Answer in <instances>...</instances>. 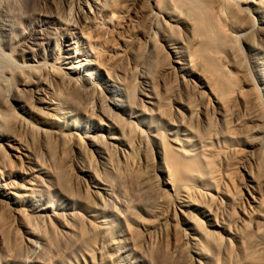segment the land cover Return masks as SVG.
Wrapping results in <instances>:
<instances>
[{
  "label": "bare ground",
  "instance_id": "1",
  "mask_svg": "<svg viewBox=\"0 0 264 264\" xmlns=\"http://www.w3.org/2000/svg\"><path fill=\"white\" fill-rule=\"evenodd\" d=\"M53 1L55 0H21L26 10L30 11L28 13L20 10L18 3L16 4L17 1L10 4L9 0H0V150L4 149L5 155L9 158L12 157L11 160L0 157V201L5 204L13 202L21 209L30 203L37 194L38 184L44 185V177H47L48 180L55 177V180L67 189V181L62 177L60 171L51 173L43 166L31 165L32 163L29 160L31 149L27 144V140L20 138L21 134L26 133L32 141L35 140V137L43 140H47L48 137L72 138V136L79 133L77 131L80 130L81 119L91 118L93 117L92 114L95 113L92 112L93 108L91 109V106L87 103L90 97L96 99L97 109L100 113L106 110L111 113L112 109L117 107L113 101V103L108 102L109 98L106 95V98L104 97V94L108 92L104 85L111 79H116L118 77L116 75L121 73L118 61L124 58L126 54L133 53V50L130 51L129 47L128 50L127 48L125 50L121 48L117 44V40L123 31L128 30L129 27L135 24H133L132 15L139 12L138 9L142 4L143 8L145 4L149 6L156 17H165L167 23L170 21L171 25H178L182 28L181 41L171 43L167 37L166 39L165 36L161 38L163 42L158 45L163 46L166 55H168L167 59L172 62L171 66L163 64L162 54L158 53L157 57L161 56L159 58L161 60H158L159 68L165 65L166 68L163 67L162 70L166 75L172 70H176L181 76L185 75L186 79V76L194 79L201 88L207 89L210 93L215 92V90L216 92L228 91L232 88L234 89V99L242 97L245 89L235 85L236 74L238 76H244L245 74L244 65L238 56V41L241 38L245 47L253 51V37L257 36L260 40H264V0H131L130 3H127L126 0H82L81 8L79 3V9L76 10L75 8L77 15L76 21L74 20L73 23L66 22L57 13L45 10L47 7L51 8ZM72 1L74 5L75 2ZM72 3L70 2V4ZM181 9H185L184 13L186 12V15L183 14V10L181 13ZM139 15L138 19L140 18ZM129 42L131 41L129 40ZM158 45H153V47ZM13 54H18L19 60H16ZM79 54L85 56L82 61L77 60ZM133 56H136V60H138L139 55ZM229 59H233L230 63L233 72H228L230 69L226 70L225 66L221 65L223 61L224 63L225 61L230 62ZM225 65L227 66V63ZM254 67L257 74L260 73L264 79V73H262L264 72V62L256 60ZM126 73L124 72L125 80L127 79ZM48 76L63 86L66 90L63 96L52 92L50 85H46L42 81ZM149 76L148 74V78ZM122 81L121 84L124 83ZM132 81L130 78L127 79L123 84L122 92L127 99L123 100L130 103L131 107L134 108L132 104L135 106V101L129 99L134 95ZM102 82H104V85ZM140 91L142 90L140 89ZM21 92H27V94L30 92L32 96L28 99L31 100L25 101L24 99L23 101L22 99L25 96L22 93L24 97L21 99ZM139 94L142 95L143 93L140 92ZM104 98H108L106 103L109 109L108 106L106 109L102 105V102L105 101ZM141 104L140 106H142ZM136 105L138 104L136 103ZM255 107L260 116L262 113L261 106L256 102ZM10 109H14L15 112L17 110L16 114ZM148 109L150 108L145 109L144 112H153ZM159 110L160 106L159 109L156 107V114L159 115V118H166L163 114L164 111ZM109 112V117L107 112L104 114L107 115L106 119L108 121L113 115ZM112 113L116 115H114L115 118H119V114L114 111ZM153 113L152 115H154ZM114 117L112 120H114V125L118 129L121 122L117 124L120 120ZM176 128L178 129V127ZM157 129L156 132H159L160 128L157 127ZM232 129L234 130V128ZM188 130L190 131V129ZM191 131L195 133V130ZM197 131L196 135L199 132ZM94 132L95 126L85 128L84 137L87 138L85 144L91 149L98 146L92 136ZM159 133L163 134V131ZM168 133L170 132L166 134ZM166 134L164 133V138L168 136ZM206 135L205 137H199L202 153L197 151L203 154L202 157L210 154L208 151L209 144L207 146L209 139ZM162 137L160 135L162 141L159 136L157 137L160 142H164L163 145L160 143L161 149L159 148L160 150L156 153L158 169L161 173L160 188L156 193L159 197L158 201L155 200L150 207H145L144 204L141 206L144 213L147 214V218L138 217L140 215H137L138 210L137 213L134 210L132 211L131 208L130 211L132 212L126 210L127 213L129 212V216L125 219V224L127 225L129 221L136 225L134 227L146 226L151 227V229L156 227L163 229L164 241L163 237L161 239L165 248L160 246L164 249L163 254L160 253L162 259L169 258V264H187L184 261L185 255L183 253L184 247H186L185 243L189 247L188 251L195 264H264V260H261L256 252V241L259 233L258 217L249 219L251 222L253 221L252 225H249V227L244 226V230L239 235H234L235 246L231 244L229 239L225 240L226 237H223V240L220 232L230 234L231 231L220 226L219 223L217 224L214 221L213 223L211 215L221 205L218 199L225 195L223 194L224 188L221 187L220 181V184L217 183L218 179L216 180L215 174L208 170L209 165V168L206 166L209 157H205L206 163L204 164L202 160L201 162L195 159L193 156L194 151L191 152V149L190 152L186 151L185 147L192 141L191 136L190 138L188 136L177 137L176 135L177 138L170 136V142L168 138L162 139ZM208 137L210 138V136ZM109 138L113 139L115 137L110 136ZM166 142L167 144H165ZM194 144L192 145L194 146ZM86 145L84 143L80 144L79 141L74 144L79 152H82L83 146ZM15 159L21 162L14 163ZM84 165L83 167L78 166V171L82 176L90 179L93 184L90 193H85L83 196L85 206L82 210L89 216V222L87 230L81 232L74 243L85 248L84 250L89 257H92V253L95 252L90 248L94 246L96 252L100 253L101 258L106 260L119 249V238L103 237L107 225L104 218H100L92 210L91 199L99 197L107 188L100 181L101 179H98L97 173L93 172L94 169ZM258 180L257 182H259ZM251 198L253 205L249 214L252 213V217L253 215L260 216V213L264 211V198L253 196ZM177 215L185 229V246H183V242L181 243L183 239H180L179 243L168 238L178 230L166 226L165 221H168L170 216ZM213 216L216 217L215 214ZM203 223H206V225ZM175 224L173 225L174 228L176 227ZM128 225L130 224L128 223ZM128 225L126 226L127 233L134 236L136 228L133 229ZM1 231L7 233L5 226L1 227ZM150 250L153 251L154 248L147 250L149 258L152 254ZM155 250L157 251V249ZM51 251H53L52 243L49 244L48 252ZM51 253L48 254L51 255ZM50 258H52V255ZM57 258L56 260L61 262ZM111 264H118L115 262V258L112 259L111 257Z\"/></svg>",
  "mask_w": 264,
  "mask_h": 264
},
{
  "label": "rangeland",
  "instance_id": "2",
  "mask_svg": "<svg viewBox=\"0 0 264 264\" xmlns=\"http://www.w3.org/2000/svg\"><path fill=\"white\" fill-rule=\"evenodd\" d=\"M55 1L58 4L57 6L56 4L54 5ZM55 1H53V7H47L45 10L57 13L66 22L73 23L76 19L77 8L79 9V5L80 8L82 6V0H78L79 2L74 0V5L72 0H66L65 2L63 0ZM14 2L18 3L17 5L22 12L27 11L21 0L19 2L18 0H9L10 4ZM126 2L130 3L131 0H126ZM142 5L138 9L140 13L137 12V14L132 15L133 24H135L129 27L128 30L123 31L117 40V44L121 48H124V50L127 48L128 50L129 47L130 51L133 50V53L126 54L124 58L118 61L121 73L116 75L118 76L116 79H111L106 85L102 82L108 89L104 97L106 95L109 98L108 100L105 97L102 105L107 109L106 101H113L117 107L112 110L120 115L119 118L114 117L113 111L110 113L106 109L105 112L103 111L104 113H100L97 109L96 99L90 97L87 103L91 106V109L93 108L92 112L95 113L92 114L93 117L91 118L81 119L80 130L77 131V133L79 132L77 135H74L75 137L72 136V138L69 137L67 139L48 137L47 140L35 137V140L32 141L26 133L21 134L20 138L26 139L31 149L29 158L31 165L36 167L43 166L51 173L60 171L62 177L67 181V189L61 186L55 180V177L54 179L51 178L52 180L49 179L50 181L47 177H44V185L38 184L37 194L22 209L18 208L13 202L5 204L0 201V264H53V262L54 264H111V257L112 259L115 258V262L118 264H169V258L162 259L160 253L162 252L163 254L164 252V249L161 248L164 247L163 229L161 230L158 227L151 229V227L146 226L134 227L136 225L128 221L130 224L128 225L127 223L128 227L136 228L135 233L133 232L134 236H131L127 233V225L125 224V219L129 216L127 211L132 209V211L134 210L137 213L136 211L138 210L139 213L137 215L140 214L138 217L147 218V214L144 213L141 206L144 204L145 207H150L155 200L158 201L159 197H157L158 194L156 193L160 188L161 173L158 169L156 153L161 149V144L163 145L164 143L159 141L160 135L163 136V139L165 137L164 133L166 134L167 132L171 133V135L170 133L166 134L168 136L164 138H168V141L170 136L175 138L184 136L190 138L191 136L192 141L190 142L191 144L189 143L185 147L186 151H194L193 156L195 159L198 161L202 160L203 162H201L204 164L207 162L206 166L208 167L209 165L210 167L207 169L215 174L216 180L218 179L217 183L220 181L221 184H219L224 188L223 194L225 195L218 199L221 205L214 212L216 217L213 216L214 214L211 215L212 222L219 223L220 226L232 232L230 234L220 232L222 238L226 237L227 239L225 238V240L229 239L231 244L235 246L234 235H239L245 227L252 225L253 221L251 222L249 219L258 217L259 233L256 241V252L259 258L264 260V211L260 213V216L253 215L252 217V213L249 214L253 205L251 197L264 198V79L260 73L257 74V70L254 67L256 60L264 62V40L254 36L252 40L254 43L253 51L245 47L241 38L238 41V56L244 65L245 74L244 76L236 74L235 85L245 89L242 97L234 99V89L232 88L228 91L216 92L215 90V92L210 93L207 89L201 88L194 79L188 76H186V79L185 75L181 76L176 70H172L166 75L162 70L166 66L162 65V68H159L158 60H161L159 59L161 56L165 62L163 64L171 66L172 62L167 59L168 55H166L167 53H165L166 50L163 49V46L158 45L163 42L161 38L165 36V39L167 37L171 43L181 41L182 28L178 25H175L178 27L173 28L175 26L171 25L170 21L167 23L165 17H162L163 19L161 17L158 18L159 16L156 17L149 6L145 4L146 7L144 6L143 8ZM182 10L183 14H185V9H181V13ZM27 12L29 13L30 11ZM167 24L170 25L168 26ZM163 33H166V35ZM159 41L160 43H158ZM153 45H158L159 47H153ZM161 46L162 48H160ZM158 53L162 54L161 56L159 55V58L157 57ZM136 54L139 55L138 60H136V56H133ZM13 57L19 60L18 54H13ZM84 58L85 56L79 54L77 60L82 61ZM232 60L229 59L230 62L225 61V63L223 61L221 64L225 66L223 67L226 70L230 69L228 72H233L232 67L230 68ZM226 63L227 66L225 65ZM124 72L127 79L133 80L134 90L132 92L134 95L131 94L133 96L129 99L133 100V102L135 101L136 107L132 104L134 108L131 107L130 103H126L123 100H127L122 92L123 84L127 81L124 78ZM148 74L150 75L149 78ZM162 74L164 75L162 76ZM122 78L125 81H122ZM42 81L46 85H50L52 92H56L58 95L62 94L60 96H63L66 91L62 85L56 83L49 76ZM121 81L124 83L121 84ZM140 89L143 91H140L143 93L142 95L139 94ZM144 91H146L145 94ZM22 93H20V98L22 99L25 96L22 99L23 101L24 99L25 101L31 100L28 99L32 96L30 92L28 94L24 92V96ZM140 101L143 103L141 102V104ZM256 102L262 109L260 116L255 107ZM126 104L128 105L126 106ZM159 106L161 112L164 111L163 114L166 116V118L163 116L164 119H160L159 115L156 114V107L159 109ZM147 108H150L151 110H148L150 112L153 111L154 115L148 111L144 112ZM11 111L13 112L14 109ZM106 112L108 117L110 116L109 112L113 114L111 115L112 118L120 120L119 122L117 120V124L121 122L118 129L111 117L109 118L110 121L106 119L107 115H104ZM91 126H95V132L92 136L96 140V145H98L95 149L92 148L93 150L85 144L87 138L84 137L85 128ZM157 127L160 128L159 132L163 131V134L156 132V130L158 131ZM191 130H195V133ZM230 130L233 132H229ZM183 132L187 135L185 133V135L182 134ZM109 135L116 139L109 138ZM205 135L209 139L207 146L208 144L210 146L208 147L209 149L206 147L210 152L208 156L205 155V157H209L207 161L205 157H202L203 154L198 152L201 151L202 153L199 137H205ZM158 136L159 138H157ZM74 141H79L80 144L84 143L86 145L83 146L82 152L75 148L74 144L76 142L74 143ZM0 157H5L9 160L12 158L5 155L4 149L0 150ZM15 162L18 164L21 161L15 159ZM83 164L96 170H93V172L97 173L98 179H101L100 181L107 188L99 197L91 199L92 210L100 218H104L107 225L103 237L119 238V249L106 260L101 258L100 253L96 252L94 246L90 248L95 252L94 254L92 253V257H89L84 250L85 248L74 243L78 235L88 228L89 216L82 210L85 206L83 196L85 193H90V190L93 189L90 179L82 176L78 171V166L83 167ZM139 178L142 179L140 180ZM162 206L164 207V204ZM172 217L170 216V219L168 218V221H165V225L178 231L174 232L176 235L173 234L168 238L177 242L183 239L181 243L183 242V246L186 245L183 252L185 255L184 261L187 264H195L193 257L188 251L189 247L186 243L184 245L186 241H184L185 229L183 223L179 221L178 215L174 216V219ZM201 220L204 221L202 218ZM174 223H176V229L173 227ZM203 224L206 225V223ZM165 225L164 227H166ZM2 226H5L7 233H2ZM161 241L162 243H160ZM51 243L53 246V251L51 252L53 253L48 252L49 244L51 245ZM152 247L154 250L150 251L153 255L150 254L149 258L147 250L149 248L153 249ZM48 253H51L52 258H50L51 255ZM107 253L109 254V252ZM56 258L61 260V262H58Z\"/></svg>",
  "mask_w": 264,
  "mask_h": 264
}]
</instances>
